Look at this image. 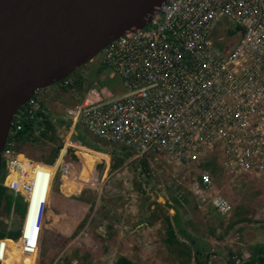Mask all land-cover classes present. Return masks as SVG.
Segmentation results:
<instances>
[{"label": "built area", "instance_id": "1", "mask_svg": "<svg viewBox=\"0 0 264 264\" xmlns=\"http://www.w3.org/2000/svg\"><path fill=\"white\" fill-rule=\"evenodd\" d=\"M222 20L236 37L229 49L216 48L209 39ZM100 57L122 93L87 87L78 95L73 80L64 78L56 88L75 102L60 117L42 109L44 90H36L11 117L0 152V187L23 207L16 241L29 249L21 251L23 259L16 264L27 258L34 263L55 173L71 176L66 174V153L85 149L73 142L74 129L135 158L164 155L192 172L188 192L220 215H228L232 206L214 191L212 175L201 168L210 158L225 179L264 186V0H166L147 26L112 41ZM27 121L30 138L38 137L46 123L55 135L61 133L52 166L15 150L13 137ZM68 164L75 165L70 155ZM0 220L7 230L11 210ZM79 237H86V231L74 241ZM0 253V264H10ZM240 258L231 256L229 262L244 264Z\"/></svg>", "mask_w": 264, "mask_h": 264}, {"label": "rangeland", "instance_id": "2", "mask_svg": "<svg viewBox=\"0 0 264 264\" xmlns=\"http://www.w3.org/2000/svg\"><path fill=\"white\" fill-rule=\"evenodd\" d=\"M218 37L222 42H216ZM209 39L220 49L232 48L236 41L225 20L216 26ZM100 60L98 53L69 75V78L80 82L78 95L87 87L104 88L112 95L122 93L119 80L109 78L110 72ZM49 89L54 93L63 92L55 84ZM47 96L44 93V97ZM61 96L67 101L64 95ZM46 103L49 104V100ZM43 108L49 112L47 107ZM52 130L59 141L56 135L61 133L57 131L55 135L56 130ZM78 132L92 148L107 155L106 159L105 156L87 153L91 159L87 162L93 165V159L100 158V161L108 163V168L105 170L101 161L102 164L95 168L98 171L96 176L88 177L85 175L89 173L81 171L80 175L73 173L62 178L55 173L52 187L60 183L66 195L72 198L82 195V198L79 202L76 201L78 199H61L63 196L57 201L48 198L33 264H113L119 257L132 264H197L193 256L196 249L203 251L199 260L204 264H226L231 256L243 257L244 260L240 259L245 264L251 260L250 251L254 247L264 250V186L248 179L229 181L217 168L212 175L214 191L232 206L228 215H220L188 192V188H192V172L176 166L164 155L135 158L120 146L101 142L85 131ZM45 187H48V182ZM176 199L180 201L179 207H185L193 214V220L186 227L191 238L185 240L178 236L176 244H163L166 228L162 219L167 217V209L173 207ZM15 202L21 219L23 208L18 200ZM90 206L95 207L93 213ZM195 206L203 210L199 212ZM84 213L93 220L97 219L99 227L88 225L86 237L74 241L78 233L74 235L73 232ZM241 218L244 221H240ZM233 223L241 226L233 228ZM196 240L198 244L191 243ZM15 244L17 241L0 244L2 255L7 260L5 263L16 264L23 259L21 253L15 257ZM25 250L29 249L22 248V252ZM27 259L23 264H29Z\"/></svg>", "mask_w": 264, "mask_h": 264}, {"label": "water", "instance_id": "3", "mask_svg": "<svg viewBox=\"0 0 264 264\" xmlns=\"http://www.w3.org/2000/svg\"><path fill=\"white\" fill-rule=\"evenodd\" d=\"M165 1L0 0V152L12 115L36 90L147 26Z\"/></svg>", "mask_w": 264, "mask_h": 264}, {"label": "trees", "instance_id": "4", "mask_svg": "<svg viewBox=\"0 0 264 264\" xmlns=\"http://www.w3.org/2000/svg\"><path fill=\"white\" fill-rule=\"evenodd\" d=\"M67 78H69V76ZM73 82L75 83L76 87H78L77 89L80 90V84H79L80 82L78 80H73ZM30 133H31L30 122L28 121L23 122V130L15 134L13 137L15 150L19 154L27 158L35 159V160L43 162L44 164L50 165L53 162V159L55 158L58 152V149L60 148L58 141L53 136V132L51 130L50 124L46 123L45 126H43L42 131L38 135L41 140L46 138L47 139L46 142L40 141L39 137L35 139L30 138ZM34 153H39L40 156L36 158V156H34ZM69 155L71 157V160L75 164H78L77 157L73 154V152H71ZM201 168L209 171L210 174L213 175L217 171L218 167L215 164L214 159L210 158L207 162L201 165ZM141 169L143 170V167H141ZM4 191L5 190L2 187H0V218L5 216L11 210L12 220L7 230H5V225L0 220V240L6 241L7 244H12L17 240L19 236V228H18L17 222L20 220V218L15 208L17 202H12L10 195L6 194L5 193L6 191L5 192ZM181 200L182 198L180 199V201ZM180 201L179 199L174 200L173 207H170L169 209L173 211L171 220L173 224L176 223V227H177L176 230L178 231L180 235L184 236L183 238L185 240H187L188 239L187 234H185L183 229H180L177 226V221L179 219V216L177 214L176 209L180 205ZM19 205L22 207L20 203ZM31 209H32V204H29L28 212H30ZM237 220H240V219H237ZM166 232H167L166 238L168 242L169 243L173 242V244H176L175 242L177 241L175 240V237L173 238V235L170 232V229H167ZM0 244H3V243H0ZM23 245H24V242L18 241V243L13 246L16 258L19 257L22 251ZM250 253H251L252 258L251 260H248L245 264H258L260 259L264 260V250H262L261 248L254 247V249H252ZM193 256L197 264H204L202 261L199 260L201 258V253L198 252V250L193 253ZM113 264H132V263L123 257H119L114 261ZM226 264H231V263L228 261Z\"/></svg>", "mask_w": 264, "mask_h": 264}, {"label": "crops", "instance_id": "5", "mask_svg": "<svg viewBox=\"0 0 264 264\" xmlns=\"http://www.w3.org/2000/svg\"><path fill=\"white\" fill-rule=\"evenodd\" d=\"M75 88L78 92V87H76L75 85ZM46 91H44L46 94H49L47 97H44L41 99V105H42V109L45 110L43 107H47L46 110H49V115L51 114H55L54 117H60L62 115V109L66 108V107H71L74 99H72L66 92H61V93H54L53 91H51V89H45ZM57 95V96H56ZM61 95H64L66 97V100L67 101H64L62 96ZM81 95V94H80ZM49 100V104L46 103V101ZM56 105H59V106H56ZM51 113V114H50ZM52 125H51V130H52ZM53 132V130H52ZM49 133V132H47ZM54 134V133H53ZM39 137V136H38ZM38 137H33L34 139L35 138H38ZM92 137V136H91ZM55 138V136H54ZM94 138V137H93ZM40 139V137H39ZM72 140L74 143H76V145L80 146V147H83L85 149H81V150H74L73 151V154L77 157V160H78V164H75L74 166L70 167V165L68 164V156H69V153H66L65 155V159L64 161H67L65 162L67 165H68V169L66 171V174L68 175H72L73 173H77V174H81V171H85L87 173H89L88 175H85V176H88L90 177L91 175H94L96 176L97 175V170L95 169L97 166H99L100 164H104L105 166V170L108 168V163L105 162L104 160H101L100 161V158H97V160L93 159L94 160V163L93 165L90 164V162H87V161H91V159H89V155H87V153H91V154H94V155H100V156H105L106 159H107V155L97 151L96 149L92 148L93 146L87 144L86 141H84L83 139H81L80 135H79V132L77 129H74L73 130V133H72ZM40 141H44L46 142L47 139H40ZM86 142V143H85ZM58 144H59V141H58ZM60 145V144H59ZM74 144V148L75 147H78ZM122 148V147H121ZM58 154V152H57ZM57 154L55 156V158L53 159V162L50 164V166H52L57 158ZM40 154H37V153H34V156H36V158L39 157ZM31 159V158H29ZM104 159V158H103ZM35 162H39L41 164H44L43 162L41 161H38V160H35V159H31ZM57 162H59V160H57ZM216 165H218L216 162H215ZM44 165H47V164H44ZM104 170V171H105ZM57 174H60V176L62 175L61 173H57ZM85 176H82L83 178H85ZM59 182V181H58ZM56 188H58V190H56ZM84 190V189H83ZM62 191V187L60 186V183H56L55 185L53 184V187L51 189V192H50V197H49V200L50 198L52 199V201H57V199H60L61 196H63V198L61 199H69V198H72L70 197L69 195H66L63 191ZM79 198H82V195L81 196H78V197H73L72 199H78L76 201H80ZM70 200V199H69ZM82 201V200H81ZM48 206V205H47ZM47 206H46V209H47ZM195 208L201 212L202 209L198 208L195 206ZM45 209V211H46ZM90 209L92 210V213L94 212L95 210V207L90 206ZM177 210V214L179 216V219L177 221V226L180 228V229H183L185 234L189 233L187 230H186V227H189L187 225H189V223L193 220V214L191 212H188L187 209L184 207L183 209L181 207L178 206V208L176 209ZM99 213V212H98ZM173 215V211L171 209H167V213H166V218H163L162 219V223L164 224V227L166 228L164 230V236L163 238L165 240H163V244H167L168 240H167V232L166 230L167 229H170V232L172 233L173 235V238L175 237V239L178 240V236L180 238H183L184 236L180 235L178 233V231L176 230V223L173 224L172 220H171V216ZM102 217H107V215H103ZM163 217H165L163 215ZM97 218H98V215H97ZM167 220V221H166ZM80 223L79 225L76 227L77 229L74 230L73 233H75L74 235H76L77 233L79 234L80 232H82L83 230L86 231V227L88 225H90V227L92 228H96V225L97 227H99V223H97V219L93 220L91 218V216L88 215V213H84L80 219ZM241 221H244L243 219ZM233 228L236 227V226H241L240 223H236V224H232L231 225ZM87 233V232H86ZM188 238H191L189 237V235H187ZM187 239V238H186ZM190 240V239H189ZM41 241V240H40ZM191 243H194L195 245L198 244V240H196V242H191ZM171 244V243H170ZM172 245V244H171ZM197 251L194 250V252ZM202 251V250H201ZM198 251L201 253V256H202V253L203 251Z\"/></svg>", "mask_w": 264, "mask_h": 264}, {"label": "bare ground", "instance_id": "6", "mask_svg": "<svg viewBox=\"0 0 264 264\" xmlns=\"http://www.w3.org/2000/svg\"><path fill=\"white\" fill-rule=\"evenodd\" d=\"M219 46V45H218ZM41 187V185L40 184H38V188H40ZM39 198H41V194L39 193Z\"/></svg>", "mask_w": 264, "mask_h": 264}, {"label": "clouds", "instance_id": "7", "mask_svg": "<svg viewBox=\"0 0 264 264\" xmlns=\"http://www.w3.org/2000/svg\"><path fill=\"white\" fill-rule=\"evenodd\" d=\"M46 89H49V88H46ZM40 90H45V89H40ZM232 211V210H231Z\"/></svg>", "mask_w": 264, "mask_h": 264}]
</instances>
